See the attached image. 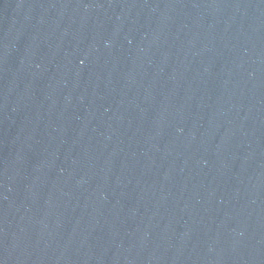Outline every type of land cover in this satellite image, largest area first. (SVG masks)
Instances as JSON below:
<instances>
[{
	"label": "water",
	"instance_id": "obj_1",
	"mask_svg": "<svg viewBox=\"0 0 264 264\" xmlns=\"http://www.w3.org/2000/svg\"><path fill=\"white\" fill-rule=\"evenodd\" d=\"M0 264H264V0H0Z\"/></svg>",
	"mask_w": 264,
	"mask_h": 264
}]
</instances>
